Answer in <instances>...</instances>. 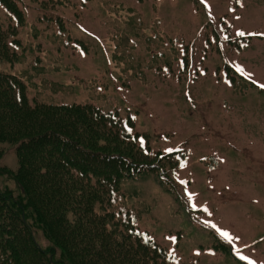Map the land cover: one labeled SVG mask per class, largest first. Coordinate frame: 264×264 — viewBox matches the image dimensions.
<instances>
[{
	"label": "rangeland",
	"instance_id": "374dc122",
	"mask_svg": "<svg viewBox=\"0 0 264 264\" xmlns=\"http://www.w3.org/2000/svg\"><path fill=\"white\" fill-rule=\"evenodd\" d=\"M22 1L26 19L19 37L53 50L41 60L43 76L72 84L82 99L99 94L90 88L95 78L101 103L135 111V129L147 139L141 152L160 171L128 176L119 188L128 206L139 210L140 228L168 250L171 264H264V36L251 35L264 33V0H108L138 10L147 26L158 20L170 40L159 49L160 60L169 64L146 70L145 78L128 85L114 77L120 69L111 61V26L101 0H91L86 9H54L99 38V46L87 52H56L33 36L39 12L31 0ZM28 66L0 61V72ZM30 73H38L32 83H39L42 72ZM26 84L30 99L38 95ZM5 147L3 164L16 169V153ZM182 156L185 163L178 166ZM5 184L15 185L0 177V187ZM222 232L235 239L229 242Z\"/></svg>",
	"mask_w": 264,
	"mask_h": 264
},
{
	"label": "trees",
	"instance_id": "16d2710c",
	"mask_svg": "<svg viewBox=\"0 0 264 264\" xmlns=\"http://www.w3.org/2000/svg\"><path fill=\"white\" fill-rule=\"evenodd\" d=\"M31 2L38 4L31 7L38 10L42 27L35 25L32 35L56 52L99 46L97 36L54 12L58 5L86 9L91 0ZM100 2L111 26V61L120 69L115 78L128 85L132 78H145L146 70L161 71L169 64L160 60L161 44L170 40L158 20L147 26L128 4ZM26 6L22 0H0V61L29 63L24 71L0 72V145L7 143L0 146V177L15 184L0 187V264H171L168 250L149 229L140 228L139 210L128 206L119 188L128 176L160 171L141 152L147 139L135 129V111L101 103L95 78L90 88L99 94L82 99L72 84L43 76L41 60L53 50L19 37ZM38 70L42 78L32 83L38 73L30 71ZM26 81L37 90L32 99ZM6 145L16 153V169L3 164ZM178 158V166L185 163ZM221 242L222 250L231 253L230 245Z\"/></svg>",
	"mask_w": 264,
	"mask_h": 264
},
{
	"label": "snow or ice",
	"instance_id": "6c2138e0",
	"mask_svg": "<svg viewBox=\"0 0 264 264\" xmlns=\"http://www.w3.org/2000/svg\"><path fill=\"white\" fill-rule=\"evenodd\" d=\"M237 35L245 36L247 34L244 33V32H239V33H237ZM251 35H262V36H264V33H259V34L251 33ZM261 87H264V85H261ZM182 183H183V181H182ZM189 199H191V195H189ZM221 235L223 237H225L226 239H229V242H231L232 239H235L234 237H231V235L229 233H226V232H222ZM241 258L242 259H247L246 257H241ZM250 264H255V262L254 261H250Z\"/></svg>",
	"mask_w": 264,
	"mask_h": 264
}]
</instances>
